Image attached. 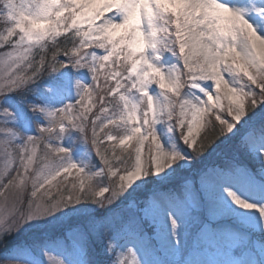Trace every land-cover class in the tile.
I'll list each match as a JSON object with an SVG mask.
<instances>
[{
  "label": "snow or ice",
  "instance_id": "1",
  "mask_svg": "<svg viewBox=\"0 0 264 264\" xmlns=\"http://www.w3.org/2000/svg\"><path fill=\"white\" fill-rule=\"evenodd\" d=\"M0 20V264H264V0H0Z\"/></svg>",
  "mask_w": 264,
  "mask_h": 264
},
{
  "label": "rangeland",
  "instance_id": "2",
  "mask_svg": "<svg viewBox=\"0 0 264 264\" xmlns=\"http://www.w3.org/2000/svg\"><path fill=\"white\" fill-rule=\"evenodd\" d=\"M0 21L3 22L2 20H0ZM4 50L5 49H0V51H4ZM85 77L88 79L89 83H91V78H90V76H88L86 74V72H85ZM71 102H74V101H65V103H71ZM158 127L161 128V134L168 135V133L166 132V128L163 125H158ZM33 129L35 130V125H33ZM34 134L38 135V133H35V131H34ZM65 142H67V141H65ZM81 143H82V141L80 139H78L75 136L73 137L72 144H73V147H74V150H75L74 153H73L74 159L79 158V153L81 151V147H80ZM224 152H225L224 147H222L220 149H217L208 158L209 161L215 162V161L222 160L224 158ZM187 244H188V248L183 250V257L184 258H191L190 254H191L192 241L191 240L187 241ZM93 258L94 259H98L99 258L98 256H96V248L95 247H93ZM156 258L174 260V259L181 258V254H179V253L178 254H173L171 251H166L165 249L160 247V250H159L158 255L156 256ZM218 258H223V257H218Z\"/></svg>",
  "mask_w": 264,
  "mask_h": 264
},
{
  "label": "trees",
  "instance_id": "3",
  "mask_svg": "<svg viewBox=\"0 0 264 264\" xmlns=\"http://www.w3.org/2000/svg\"><path fill=\"white\" fill-rule=\"evenodd\" d=\"M5 28H6V25L4 24V22H1V21H0V32H3V31L5 30ZM73 71H75V70H73ZM210 138H213V141H214V142H216V141H222V140H223V135H221V136H215V135L213 134V137H210ZM222 147H224L223 143H221V144L219 145V147H217V148L215 149V151H216L217 149L222 148ZM0 255H3V248H2V247H0Z\"/></svg>",
  "mask_w": 264,
  "mask_h": 264
},
{
  "label": "bare ground",
  "instance_id": "4",
  "mask_svg": "<svg viewBox=\"0 0 264 264\" xmlns=\"http://www.w3.org/2000/svg\"><path fill=\"white\" fill-rule=\"evenodd\" d=\"M162 247V246H161ZM163 248V247H162ZM163 249H165V248H163ZM166 250V249H165ZM166 251H169V250H166Z\"/></svg>",
  "mask_w": 264,
  "mask_h": 264
}]
</instances>
